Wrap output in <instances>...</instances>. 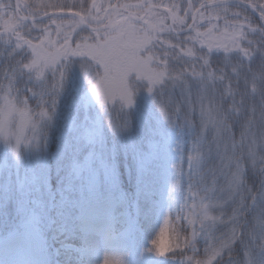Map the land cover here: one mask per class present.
Listing matches in <instances>:
<instances>
[{"label":"trees","instance_id":"16d2710c","mask_svg":"<svg viewBox=\"0 0 264 264\" xmlns=\"http://www.w3.org/2000/svg\"><path fill=\"white\" fill-rule=\"evenodd\" d=\"M48 1L51 0H45V5H37L35 0H19L20 13L29 18H35L42 17L48 12L69 11L81 15L87 26L104 27L109 23L114 8L135 16L137 11L143 12L149 5H165L173 20L183 17L187 12L190 24L191 16L198 7L219 0H82L81 2L77 0L78 2L75 3L70 0H56L51 4ZM240 1L251 6L254 12L241 3L208 8L213 17V23L227 24L234 28L229 36L230 43L227 51L210 54L201 48L193 49L192 53L181 51L184 44H190L184 40L190 32L185 35H175L170 29L165 13L160 11L150 13L151 17L157 20L162 19L163 25L166 26L165 31L157 32L156 46L152 48L149 59V63L160 70L163 78V85L157 94L171 96L174 99L171 102L164 99V106L171 109L179 128L192 133L191 135L198 142L199 162L196 165V173L194 176L193 174L188 176L175 187L169 209L170 231L180 237L182 247L186 245V248L183 252L160 257L159 260H164L168 264H191L210 253L213 254L212 264H258L259 262V257L255 255H257L261 226L258 225L252 232L247 227H241L244 216L249 218L250 224L251 216L257 212L253 206L255 201L253 192L262 186L257 175L261 167L252 172L246 160L247 135L245 132L248 119L243 112L238 89L240 84H247L250 87L251 84H259L261 79L260 69L264 63V26L257 14L264 13V0ZM126 6H130L132 10L127 11ZM0 9L4 10H2L3 14L0 10V49L8 45L12 48L13 55H28L31 51L28 42L41 36L50 28L53 32L56 29L61 31L76 29L81 38L87 37L90 31L99 32L101 35L106 31L83 27L74 17L52 16L31 24L18 21L13 11V0H1ZM106 14H110V18ZM8 20L10 23L6 25L4 22ZM125 20L126 18L117 19L113 28L123 24ZM207 23V19L200 23V29L203 30ZM173 27L174 29L186 28L179 25L178 21L173 22ZM161 41L180 47H169L168 43H161ZM97 50L99 49H92L81 54L87 55L89 59L97 63L93 56ZM148 55L145 54L144 57ZM206 60L208 63H205ZM81 62L92 64L91 61L80 57H69L62 63L65 70L72 64ZM9 63L13 64L11 60ZM35 81H39V77H34L32 82ZM19 84L20 90L14 88V93L25 103L27 101L28 110L37 113L45 108L48 114L55 117L54 120L59 119L56 118L60 116V113L56 112L59 103L51 105L49 101H46L36 105L38 103L36 99H31L33 90L22 87V83ZM201 88L209 89L213 93L219 107L221 136L218 135L215 139L211 134L213 133L212 125L207 124L204 127L203 121L198 120L195 115L186 114L182 107L177 108L179 103L175 102L178 91L191 98L193 93L200 91ZM116 122L120 121L116 120ZM59 123L52 121L45 125L42 143L49 153L54 151L59 141ZM108 134L106 147L109 149L112 145L115 147L111 160L115 164L117 186L104 187L93 181L84 180L82 177L72 176L64 181H60L58 176L52 177L51 218L54 220L55 211L63 212L64 224L69 233L76 237L88 230L90 223L86 219L87 215L96 226L101 227L104 216L109 210L114 211L112 219L114 232H120L124 238L128 235L136 237L144 232L145 219L150 217L160 204L163 157H154L153 160H147L141 166L136 158L138 151L146 150L143 148L145 145L138 147L137 154L136 152L134 154V150L129 149V144L125 142L126 145L123 147L122 141H119L110 129ZM112 137L114 141H111ZM218 144H224L228 149L229 156H224L223 160L220 158V153L216 155ZM1 157L0 151V159ZM237 157L240 159L238 160ZM240 161H246V163ZM2 164L10 163L5 159ZM238 166L241 167L238 172L240 189L236 197L228 200L221 210L214 212L209 221L194 223L190 216L193 213L192 203H197L198 200H210V195L218 191L217 186L228 180L232 171L231 167ZM22 168L19 175L14 174L11 167L9 172L3 170L0 175V258L19 249L26 230L21 219L19 200L21 197L32 200L36 194V186L32 182L29 166L23 163ZM18 182L25 183L18 187ZM39 219L43 224L46 222L43 214L41 217L39 215ZM37 232L39 238H36L35 246L42 255H54L55 264H81L80 257L71 253L72 250L80 249L79 246L63 245L70 250L64 254L63 246L55 245V238L50 231L46 232V227H38ZM42 238L45 239L42 240ZM116 249L118 254L127 251L124 246ZM251 255L256 260H251Z\"/></svg>","mask_w":264,"mask_h":264},{"label":"rangeland","instance_id":"374dc122","mask_svg":"<svg viewBox=\"0 0 264 264\" xmlns=\"http://www.w3.org/2000/svg\"><path fill=\"white\" fill-rule=\"evenodd\" d=\"M35 3L45 5V0H35ZM0 10L3 14L4 10ZM4 23L8 25L10 22L8 20ZM120 35L123 33L118 32L117 36ZM93 56L100 65L99 70L91 66V63H74L65 70L63 68V78L58 82V78L54 80L53 73L49 70L39 75L35 70H25L24 66L32 59L31 51L28 55H13L12 48L8 45L0 49V112L6 115L14 113L17 117L16 122L6 130L0 128V175L3 170L9 172V167L14 174L19 175L24 163L29 166L32 182L36 186V194L32 200L25 197L19 200L22 223L26 226L20 247L10 255L0 258V264H55L54 255L44 256L35 246L36 238H39L37 228L40 226L46 227V232L52 233L55 245L79 246L78 250L71 249V253L80 257L81 264H168L153 254L152 238L159 229V246L162 249L167 248L171 197L175 187L196 173V165L199 162L198 142L192 133L179 128L171 109L164 106V99L170 102L174 99L171 96H158L157 93L163 85L160 70L149 62L147 70H142L129 58L126 63L130 70L123 84L130 97V103H125L119 96L114 97L111 91L107 90V85L118 78V73L106 71L107 61L101 58L100 50L95 51ZM138 59L142 61L145 57L140 56ZM260 70L259 84H251L250 87L240 84L238 89L240 103L248 119L245 132L246 150L248 152V147L255 140L256 155L261 151L259 130L264 119V63ZM36 76L39 81L32 82ZM19 83H22V87L33 90L31 99H36V105L46 101L51 105L59 103L56 111L57 114L60 113V116L56 117L59 119L54 120L55 117L48 114L45 108V116L40 115L41 111L32 113L28 110L25 101L14 93L15 89L20 88ZM53 84L56 85L55 88ZM94 84L99 86V95L92 91ZM189 98L187 94L178 91V98L175 99V102L179 103L177 108L182 107L186 114L195 115L198 120L204 122V127L207 124L212 125L211 134L214 139L218 135L221 136L220 111L213 93L209 89L201 88ZM52 121L56 124L60 122V135L56 148L49 153L42 143V137L45 125ZM109 129L122 141L123 147L127 142L134 154H137L138 147L145 145L143 148L146 150L138 151L136 158L141 166L154 157H163L160 204L152 215L145 219L144 232L136 237L128 235L124 238L120 232H114L112 210L107 211L101 227L96 226L87 215L90 226L86 232L76 237L69 233L64 224L63 212L55 211L54 220L51 218L52 177L58 176L60 181L72 176L82 177L104 187L117 186L115 164L111 160L115 147H106ZM111 141H114V137ZM217 154L222 160L224 156H229L227 147L218 144ZM5 159L10 164H2ZM246 160L252 172L260 169V160L247 155ZM240 169L239 166L231 167L228 180L217 186L218 191L210 195V200L192 203L193 213L190 216L194 223L209 221L214 212L221 210L228 200L236 197L240 189ZM24 183L18 182V187ZM253 206L255 211H258L259 207L264 206V202L257 198ZM41 214L45 215L44 224L39 219ZM258 225L264 226V218L258 220ZM120 246L127 248V251L118 254L116 248ZM68 251L69 248L63 246L62 253L66 254ZM256 254L255 256L259 257L258 264H264V249L257 248ZM251 260L256 258L252 256ZM213 262L212 258L210 264Z\"/></svg>","mask_w":264,"mask_h":264},{"label":"snow or ice","instance_id":"6c2138e0","mask_svg":"<svg viewBox=\"0 0 264 264\" xmlns=\"http://www.w3.org/2000/svg\"><path fill=\"white\" fill-rule=\"evenodd\" d=\"M201 8L205 11L198 10L192 14L190 24L188 23L187 12L183 17H177L173 20L174 23L178 21L179 25L186 26V30L190 32L189 35L184 37V40L190 42V44H184L181 51L192 53L195 48L204 49L208 54L227 51L230 43L229 36L234 28L227 24L217 25L213 23V17L210 15L208 6L202 4ZM126 10L131 11L132 9L130 6H126ZM113 12L117 17H123L124 15L118 8H114ZM141 12L142 10L137 11L134 17L128 16L123 24L118 25L116 28L107 29L102 35L99 32L90 31L87 37L81 38L76 29L71 31L56 29L53 32L50 28L41 36L28 42L32 59L24 68L25 70H35L38 75L45 70H49L53 73L54 80L58 78L59 82L63 78L62 62L69 57H80L86 61H91V66L99 70L100 65L98 63L89 59L87 55L81 54L92 49H99L102 53L101 58L107 61L105 64L106 71L118 73V78L107 85V90L111 91L114 97L119 96L125 103H130V97L123 84V80L130 70L126 61L131 58L140 69L147 70L152 48L156 46L158 39L157 32L166 30L162 19L157 20L151 17L150 13L141 14ZM206 12H208L207 15ZM106 15L110 18V14ZM261 16L264 17V13H261ZM205 19L208 20V23L202 30L199 25ZM135 20H140L141 23L136 24L134 23ZM182 30H185V28L175 29L177 32ZM118 32H122L123 35L117 36ZM161 43L168 42L161 41ZM168 46L180 47L170 43H168ZM145 54L149 55L144 60L138 59ZM205 63H208V61L206 60ZM55 86L53 84L54 88ZM92 91L99 95V86L94 84ZM40 115H46L43 109H41ZM16 119L14 113L6 115L4 112H0V128L6 130L9 125L16 122Z\"/></svg>","mask_w":264,"mask_h":264},{"label":"clouds","instance_id":"9594fccd","mask_svg":"<svg viewBox=\"0 0 264 264\" xmlns=\"http://www.w3.org/2000/svg\"><path fill=\"white\" fill-rule=\"evenodd\" d=\"M262 127L259 130V147L261 149L259 155H256L255 153V147H256V141H253V144L248 147L247 156L248 157H255V159H258L261 161V171L257 173L261 188L257 191L253 192V200H257L259 198L262 202H264V119L261 121ZM239 160L240 158L237 157ZM241 163H246V161H240ZM257 194H259V197H257ZM264 218V206L259 207V210L255 212L250 220L251 223L249 224V218L245 217L243 218L241 222V227H247L250 232L255 231L258 226V219L257 218ZM160 241V230L157 229V231L154 233L152 238V244L151 249L154 255L158 257H163L167 255L174 254L176 252H183L186 248V245L184 247L181 246V240L180 237L175 233L170 231L167 239V248L162 249L159 246ZM257 247L260 249H264V226H261V234L259 237V243L257 244ZM213 254H209L206 257L199 258L194 261V264H210V261L212 259Z\"/></svg>","mask_w":264,"mask_h":264},{"label":"water","instance_id":"95a60500","mask_svg":"<svg viewBox=\"0 0 264 264\" xmlns=\"http://www.w3.org/2000/svg\"><path fill=\"white\" fill-rule=\"evenodd\" d=\"M0 2H1V0H0ZM13 2H14V10L13 11H15V15L18 18V21H22V22L30 23V24L31 23H35V22H38V21H41V20H44V19L49 18V17L52 18V16H57V17H74V18H77V20H78V22H79V24L81 26L86 27L88 29H91V30H107L109 28H113L114 27V24H115V21L118 18H120V17H117L115 15V13H113V15L111 16V19H110L109 23L106 24V25H104V27L103 26H100V27H90V26H87L85 24L83 18L79 14L74 13V12H69V11H53V12H48V13L42 15V17L39 16V17H35V18H29V17L24 16V15H22L20 13L19 6H18L19 0H13ZM230 3H241L247 9H249L252 12H254V10L252 9L251 6H249L248 4H246V3H244V2H242L240 0H219V1L212 2V3H208V4H205V5H207L208 8H211V7L221 6V5L230 4ZM198 10L199 11H202L204 9H202L201 6H200V7H198L196 9V12ZM151 11H160V12L165 13L167 15V17H168L170 29H171V31L175 35H179V36L180 35H185L187 32H189L188 30H186V28H185V30H182V31H179V32L175 31V29L173 27V18H172V15H171L170 11L167 8H165V7L158 6V5H149V6H147L143 10V12L141 14H143V13H150ZM121 12H123V11H121ZM123 13H124V15H123L122 18H127L128 16H133V15L128 14L126 12H123ZM257 16L259 17V19L262 20V24L264 26V19L261 16V14H257ZM134 23L139 24V23H141V21L140 20H135Z\"/></svg>","mask_w":264,"mask_h":264}]
</instances>
